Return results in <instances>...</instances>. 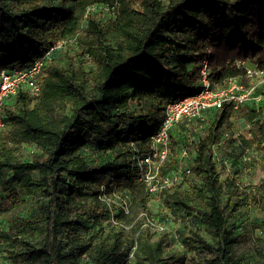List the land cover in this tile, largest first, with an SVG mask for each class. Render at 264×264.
<instances>
[{"label": "trees", "instance_id": "16d2710c", "mask_svg": "<svg viewBox=\"0 0 264 264\" xmlns=\"http://www.w3.org/2000/svg\"><path fill=\"white\" fill-rule=\"evenodd\" d=\"M57 42L65 46L51 53L39 96L20 90L2 108L0 264H183L166 251L173 242L206 264H264V239L248 247L234 234L241 202L213 161L238 119L251 123L264 168L262 113L207 111L206 135L195 121L174 127L170 166L192 136V174L160 196L131 161L166 104L197 89L203 60L217 84L243 74L235 61L264 70V0H0V71L26 70ZM154 200L189 221L177 238L142 228Z\"/></svg>", "mask_w": 264, "mask_h": 264}, {"label": "built area", "instance_id": "2783aa9c", "mask_svg": "<svg viewBox=\"0 0 264 264\" xmlns=\"http://www.w3.org/2000/svg\"><path fill=\"white\" fill-rule=\"evenodd\" d=\"M65 46V42L52 45L46 54L36 59L26 70L0 71V130L4 127L2 108L4 103L14 98L20 90L35 99L40 94L39 80L43 69L51 60L54 50ZM209 58L199 64L198 87L194 93L170 101L165 106V116L160 129L150 137L148 147L141 151L134 149L131 156L138 170V181L150 196H160L164 191L184 183L192 174V144L195 139L189 136L186 144L176 150L174 165L170 166L171 131L184 121L198 122L194 133L206 135L209 123L204 115L210 110L227 107L233 114L244 107H252L264 116V70L254 66L246 67V62L235 61L234 67L243 70L236 78H228L222 84L212 83L209 78ZM251 123L244 126V133H224L220 142L213 146V161L223 166L226 173L235 164L252 168L261 161L260 148L253 141ZM237 151L239 154H237ZM225 153L226 156L222 155ZM142 228L153 234H161L166 228L147 214H141ZM175 238L177 234H173Z\"/></svg>", "mask_w": 264, "mask_h": 264}, {"label": "rangeland", "instance_id": "374dc122", "mask_svg": "<svg viewBox=\"0 0 264 264\" xmlns=\"http://www.w3.org/2000/svg\"><path fill=\"white\" fill-rule=\"evenodd\" d=\"M68 51V56H75L76 49L73 47L65 48ZM64 49V50H65ZM246 67L253 68L254 65L247 62ZM235 126L233 134L236 132L244 133V125L240 124V120H234ZM261 151V149H260ZM237 154L239 152L237 151ZM261 154V153H260ZM107 159V158H106ZM231 169L222 174L221 182L223 184H231L230 187L233 191H236V199H239L241 202L240 207L232 219L236 226L235 235L242 236L244 241L247 243L248 247H252L258 239H264V228H259L258 226L263 225L264 215L260 211L261 204V187L264 186V168L259 166V163L252 168L244 167L238 165L236 162L233 164ZM112 202V199L106 198V205ZM89 208V213H93L94 209L97 210L94 204L87 205ZM99 209L103 210L102 206L99 205ZM151 212L154 216V220L157 224L162 225L166 228V232L170 234H177L178 230H183L184 225L190 226L188 220L182 221L180 217H177L172 211L167 209H161L158 201L154 200L150 206ZM96 213V212H95ZM163 218L165 223H159L158 220ZM185 223V224H184ZM155 236H158L155 234ZM169 238V237H168ZM172 241V238H169ZM173 242V241H172ZM4 247H0V261H5V252L3 251ZM167 252L175 251V253L183 259V264H206L205 256L199 255L198 252H184L182 249H179L178 246L170 244L166 248ZM180 258V259H181Z\"/></svg>", "mask_w": 264, "mask_h": 264}]
</instances>
